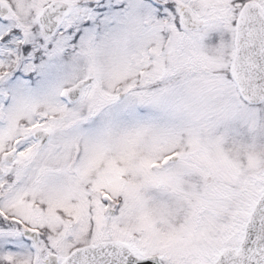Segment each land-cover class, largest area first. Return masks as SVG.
<instances>
[{"label":"snow or ice","instance_id":"6c2138e0","mask_svg":"<svg viewBox=\"0 0 264 264\" xmlns=\"http://www.w3.org/2000/svg\"><path fill=\"white\" fill-rule=\"evenodd\" d=\"M0 264H264V0H0Z\"/></svg>","mask_w":264,"mask_h":264}]
</instances>
